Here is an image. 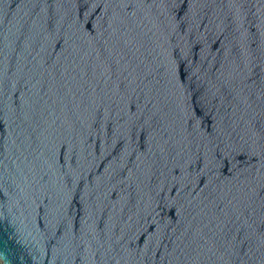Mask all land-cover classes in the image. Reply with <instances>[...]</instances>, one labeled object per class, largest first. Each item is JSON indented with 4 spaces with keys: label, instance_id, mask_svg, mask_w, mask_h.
Segmentation results:
<instances>
[{
    "label": "water",
    "instance_id": "obj_1",
    "mask_svg": "<svg viewBox=\"0 0 264 264\" xmlns=\"http://www.w3.org/2000/svg\"><path fill=\"white\" fill-rule=\"evenodd\" d=\"M0 264H264V0H0Z\"/></svg>",
    "mask_w": 264,
    "mask_h": 264
}]
</instances>
